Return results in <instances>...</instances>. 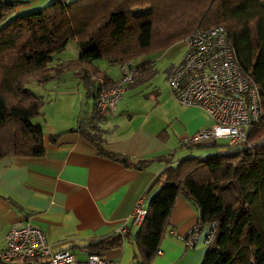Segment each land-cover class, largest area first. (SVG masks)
I'll return each mask as SVG.
<instances>
[{
	"label": "trees",
	"instance_id": "16d2710c",
	"mask_svg": "<svg viewBox=\"0 0 264 264\" xmlns=\"http://www.w3.org/2000/svg\"><path fill=\"white\" fill-rule=\"evenodd\" d=\"M17 3L0 4V159L45 154L43 128L32 120L41 114L44 99L26 87L30 80L45 83L78 70L82 80L93 74L111 86L115 82L98 61L134 62L216 25L225 28L241 70L258 86L264 112V0H53L14 14ZM71 40L77 43V58L54 63V55ZM137 67L134 84L156 71L150 61ZM104 115L95 102L88 126L78 131L100 155L118 161L125 157L129 165V158L103 147L97 119ZM260 138L264 120L248 130L251 146L226 144L219 154L187 156L167 165L153 182L156 190L147 201V215L133 234L128 230L92 239L82 249L101 255L129 241L134 264H150L160 252L174 203L182 196L197 212L198 229L213 225L200 264H264V142L254 143ZM154 161L171 163L170 156L139 163L146 167Z\"/></svg>",
	"mask_w": 264,
	"mask_h": 264
},
{
	"label": "crops",
	"instance_id": "0c3cea01",
	"mask_svg": "<svg viewBox=\"0 0 264 264\" xmlns=\"http://www.w3.org/2000/svg\"><path fill=\"white\" fill-rule=\"evenodd\" d=\"M9 1L18 2L14 14H23L40 9L53 0ZM184 52L182 41L166 50L167 60L173 61L166 72V81L171 68ZM155 54L160 52L139 57L146 59L138 64L150 61L154 66L152 56ZM96 65L105 70L113 82L118 79V65H110L106 61H98ZM75 73L77 75L68 72L62 80L77 79L76 89H73V84H64L55 78L37 91L43 99L54 93L51 115L49 108L42 107L39 118L33 121L43 128L45 154L41 157L0 159V248L5 244V231L24 221L40 228L54 249L84 254L82 259L87 255L82 248L92 239L114 234L124 225L133 234L138 227L130 225L129 215L136 201L143 197L146 206L156 190L152 185L159 174L167 165H174L178 159L186 157L183 151L178 150L180 138L212 124L198 107L174 102L170 98L168 84L158 99L159 104L137 107L141 97L140 92L134 89L139 84L133 83L118 100L114 113L97 119L98 133L104 139L103 147L126 156L131 165H127L125 157L120 161L105 157L78 131V127H87L88 116L95 114L98 83L92 76L90 80H82L81 72ZM54 83L55 86L51 85ZM59 84L65 86L58 87ZM58 100L61 105L56 104ZM163 102L166 103L165 108L173 109L174 115L169 114L170 110L169 113L158 110L157 106ZM69 108L73 111L71 117L65 113ZM48 117L50 120L46 121ZM57 134L56 141H52L51 137ZM160 156H170L171 163L154 161L146 167L139 163L140 160ZM196 224L195 208L182 196L178 197L160 252L150 264H200L209 226L199 228V238L193 247H187L181 240ZM133 255L134 245L129 241L118 249L102 253V256L115 259L119 264H134Z\"/></svg>",
	"mask_w": 264,
	"mask_h": 264
},
{
	"label": "built area",
	"instance_id": "2783aa9c",
	"mask_svg": "<svg viewBox=\"0 0 264 264\" xmlns=\"http://www.w3.org/2000/svg\"><path fill=\"white\" fill-rule=\"evenodd\" d=\"M4 0H0V4ZM185 52L167 75L172 97L183 106H195L210 119L211 125L201 127L191 135H183L179 144L190 146L204 140L226 138L230 146L248 144V130L259 127L264 120L261 95L254 80L244 73L235 50L223 26L198 29L182 40ZM119 77L111 86L91 74L98 81L96 110L113 114L118 100L136 82L140 68L131 60L118 65ZM264 142V138L256 143ZM147 215L140 197L129 215L131 226L139 227ZM128 226L117 232L124 234ZM213 237V225L204 243ZM199 238L197 226L189 228L181 238L193 247ZM4 247L0 248V264H119L115 259L87 253L81 259L66 249H54L45 233L28 221L10 226L4 233Z\"/></svg>",
	"mask_w": 264,
	"mask_h": 264
},
{
	"label": "rangeland",
	"instance_id": "374dc122",
	"mask_svg": "<svg viewBox=\"0 0 264 264\" xmlns=\"http://www.w3.org/2000/svg\"><path fill=\"white\" fill-rule=\"evenodd\" d=\"M175 46H177V45H175ZM166 50H165V52H166ZM165 52L161 51L160 54H155V56H152V58L154 59V68L156 70L155 74L149 80H146L145 82H143V83H141V84H139L138 86L135 87L134 90L140 92L139 95L141 97V99L139 100V102L137 104V107L150 106V105H151L150 107H152V106L157 105L159 97H161V94H163L164 90L167 89L166 72H167L169 66L173 63V61L172 60H170V61L167 60L169 58H168V54L164 55ZM77 56H78L77 43H76V41H72L71 40V41L68 42V44H67V46H66L64 51L54 55V63L55 62H59V61L68 60V59H74V58H77ZM181 57L177 61H179L181 59ZM144 59H146V58H144ZM144 59L143 58H137V59L134 60V63L138 64V63L141 62V60H144ZM76 71H78V70L65 71L56 80L59 79L61 81H58V82H63L64 84L65 83L73 84V87H74L73 89H76V84L78 83L77 79L76 80L73 79V81H72V78H71V80L68 79L67 81H66V79L62 80V77L63 76H67L66 74L68 72H72L74 75H77V73H75ZM45 83H48V81L45 82ZM42 85L45 86L46 84L39 83V82H37L35 80H30L27 83L26 87L28 89H30L33 93L39 95L37 91L41 90ZM51 85L55 86V83L51 84ZM64 86L60 85L58 87H64ZM146 96L149 97V98L146 99ZM170 98L174 102L179 104L172 97V95H170ZM64 100L65 99H60V101H64ZM60 101L58 100L56 104L61 105ZM67 101H71V100L68 99ZM67 101L65 103H67ZM53 102H54V93H51L47 97L44 96L43 108L44 109L45 108H49V110H50V114L49 115H51L52 110L54 109V103ZM165 105H166V103L163 102L161 104V106H159V107L157 106L158 110L161 111V112H164L165 110H167L168 113H169L168 110H170L169 114H173V112H174V111H172L173 109L172 108L168 109V107L165 108ZM181 106H183V105H181ZM65 113H67V115L69 117H71L73 115V111H71L70 108L66 109ZM37 118H39V116L34 117L32 120L35 121V120H37ZM44 118H45V116H44ZM48 120H50V117L46 118V121H48ZM46 121L44 120V123H46ZM79 124L81 125V123H79ZM185 135H187V134H185ZM189 135H191V134H189ZM261 139L262 138L255 140L254 143L260 141ZM226 144H228V140L226 138H219V139L216 140L215 146H210V147H191V146H188V147H180L178 150L183 151L185 153L186 157L187 156L188 157H207V156H213V155L219 154L222 151H224ZM174 158H176V157H174ZM171 159H173V158H171ZM205 232H206V229L204 230L203 235L205 234ZM66 250H69V249H66ZM78 257L82 259V257H84V254H79Z\"/></svg>",
	"mask_w": 264,
	"mask_h": 264
},
{
	"label": "water",
	"instance_id": "95a60500",
	"mask_svg": "<svg viewBox=\"0 0 264 264\" xmlns=\"http://www.w3.org/2000/svg\"><path fill=\"white\" fill-rule=\"evenodd\" d=\"M198 146H203V147H210V146H214L215 145V141L214 140H204L201 142L196 143Z\"/></svg>",
	"mask_w": 264,
	"mask_h": 264
}]
</instances>
